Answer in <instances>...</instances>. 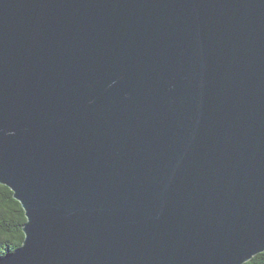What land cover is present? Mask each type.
<instances>
[{"label": "water", "instance_id": "95a60500", "mask_svg": "<svg viewBox=\"0 0 264 264\" xmlns=\"http://www.w3.org/2000/svg\"><path fill=\"white\" fill-rule=\"evenodd\" d=\"M0 183V264L264 252V0H0Z\"/></svg>", "mask_w": 264, "mask_h": 264}, {"label": "trees", "instance_id": "16d2710c", "mask_svg": "<svg viewBox=\"0 0 264 264\" xmlns=\"http://www.w3.org/2000/svg\"><path fill=\"white\" fill-rule=\"evenodd\" d=\"M25 210L13 191L0 183V257L16 250L24 241ZM244 264H264V252Z\"/></svg>", "mask_w": 264, "mask_h": 264}]
</instances>
